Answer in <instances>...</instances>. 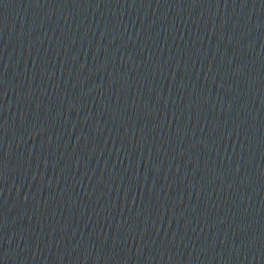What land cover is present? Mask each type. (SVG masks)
<instances>
[{
  "label": "water",
  "instance_id": "95a60500",
  "mask_svg": "<svg viewBox=\"0 0 264 264\" xmlns=\"http://www.w3.org/2000/svg\"><path fill=\"white\" fill-rule=\"evenodd\" d=\"M0 264H264V0H0Z\"/></svg>",
  "mask_w": 264,
  "mask_h": 264
}]
</instances>
